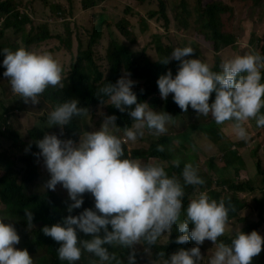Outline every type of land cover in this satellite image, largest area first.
I'll return each mask as SVG.
<instances>
[{
	"label": "clouds",
	"instance_id": "9594fccd",
	"mask_svg": "<svg viewBox=\"0 0 264 264\" xmlns=\"http://www.w3.org/2000/svg\"><path fill=\"white\" fill-rule=\"evenodd\" d=\"M194 51L191 46L176 47L162 59L161 64L175 60L179 66L175 76L168 70L156 80L152 93L158 101L156 105L145 97L141 86L134 87L136 82L130 79V73L97 90L98 102L106 103L109 114L113 108L127 117L123 138L113 134L112 129H120L115 123L117 117L110 114L104 117L99 130L85 131L78 142L67 136L60 139L55 133H45L35 141L39 152L34 155L43 158L49 174L43 187L55 191L59 184L71 202L67 206L69 215L41 229L59 244L58 259L75 264L82 252H88L98 257L101 264H124L109 253L105 247L108 245L129 249L127 264H136L134 246L147 245L148 248L142 246L150 251L161 236L171 235L173 226L178 233L175 243L183 245L191 239L197 246L177 250L163 264H198L203 258L199 245L205 240L215 245L208 264H252L261 253L264 238L255 230H237L230 243L218 240L225 235L228 221L232 220L229 211L234 208L224 200L210 199L206 192L188 202L181 221L185 186L205 183L192 164H185L182 184L181 178L168 175L166 165L130 159L128 152L129 158H124L125 143H134L148 134L164 136L166 126L189 107L198 116H210L217 125L231 122V129L240 140L249 139L244 126L249 120L255 119L257 127H264V56L249 52L222 59L217 72L199 58H188ZM0 53L4 57L3 76L25 104H39L49 87H65L63 67L50 52L19 47L4 48ZM78 103L77 99H68L56 105L48 114V127L58 126L62 136L73 117L88 113ZM157 150L163 151V147L158 145ZM172 166L178 167L179 161H172ZM74 209L80 213L71 215ZM24 215L28 226H32L31 210L25 209ZM4 221L0 218V264H33L26 249L15 247L20 237L13 224ZM78 233L90 239H80ZM159 255L165 256L163 252Z\"/></svg>",
	"mask_w": 264,
	"mask_h": 264
},
{
	"label": "rangeland",
	"instance_id": "374dc122",
	"mask_svg": "<svg viewBox=\"0 0 264 264\" xmlns=\"http://www.w3.org/2000/svg\"><path fill=\"white\" fill-rule=\"evenodd\" d=\"M84 1L1 0L8 3L11 27L3 28L8 16L0 13V50L24 47L33 51H48L62 65L65 77L63 83L68 84L72 65L78 58L85 62H94L97 68L104 70L105 58L115 64L112 54L117 47L128 52L139 67H145L146 63L157 62V45L161 46L164 55H170L176 47L191 46L195 51L188 58H199L217 72L220 71L222 59L249 52L262 55L264 48V0H87L97 2L96 6L89 9H84ZM209 5L217 6L213 12L216 14L219 33L232 41L230 46L221 48L219 52L215 51L213 42L208 39L212 32L208 34L205 27L210 24L209 18H204L203 10ZM119 27L124 28L129 36L124 38L118 30ZM45 31L49 32L51 38L40 42L37 40L32 45L25 43L30 36L39 39V34ZM3 58L0 53V107L11 106L18 110L10 119L9 130L18 133L23 140L34 143L42 139L45 133H55L58 138L66 139V130L61 136L58 126L47 125L48 114L56 106L54 103L40 97L37 105L25 104L12 92L9 81L1 73L5 70L2 66ZM121 67L122 70L116 74L122 76L125 72L123 66ZM89 69L90 65L83 64L82 74L89 76ZM263 72L264 69L261 70ZM132 80L136 82L135 85L142 84L140 80ZM107 115L110 114L106 103L95 102L89 106L85 116L73 117L72 121L75 120V124L80 126L79 136H82L85 131L99 130ZM211 123L210 116H198L189 107L187 112H181L166 126L167 132L163 135L169 138L168 143L161 144L164 138L162 136L148 134L134 143H125V147L130 159L166 165V172L174 167V160L179 161L182 170L185 164H192L205 183L196 186L189 200L196 198L201 192H206L210 199L224 200L226 205L232 203L237 209V217L228 221L225 235L221 236L231 238L237 230L242 231L251 223L259 221V203L264 195V127H257L255 119L249 120L244 125L249 139L240 140L233 133L231 122L216 126ZM34 129L38 130V134L29 136V132ZM112 132L117 137H124L121 130L112 129ZM154 143L163 147V158L148 156L157 149L155 146L148 151ZM2 149L0 144V152ZM37 150L38 153L39 149ZM12 154L16 155L15 152ZM35 157L36 170L30 171L26 166L18 165L15 174L17 184L26 194L50 191L43 187L49 179L43 158ZM7 166L10 167L6 163L1 165L2 173L6 172ZM173 171L175 174L178 172L176 167ZM233 184H242L246 190L234 192L230 188ZM55 192L59 197L68 198L67 191L59 184ZM214 195L219 198H214ZM91 198L94 202V198ZM2 209L0 206V210ZM0 218L6 219L5 223L14 224L20 221L19 216L13 217L6 213L1 214ZM180 219H184V214ZM17 233L20 242L15 247L26 249L33 264H40L30 251L31 241L27 238L26 229ZM258 233H262V238L264 237V224ZM169 237L168 234L161 236L159 245L168 244ZM195 246L197 245L192 241L188 249ZM105 247L110 254L114 253L118 260L127 264L128 255H124L129 253V249L108 245ZM134 247L138 256L136 264H163L165 258L159 255V251H146L141 244ZM199 247L203 258L198 264H208L215 245L205 240ZM98 263L99 261L90 257L75 262ZM104 263L116 264V261Z\"/></svg>",
	"mask_w": 264,
	"mask_h": 264
},
{
	"label": "trees",
	"instance_id": "16d2710c",
	"mask_svg": "<svg viewBox=\"0 0 264 264\" xmlns=\"http://www.w3.org/2000/svg\"><path fill=\"white\" fill-rule=\"evenodd\" d=\"M99 2H103L106 0H98ZM147 1V0H140ZM97 5L96 1L88 2L85 0L83 2L84 9H89ZM217 9V6L209 5L203 11L204 18H209V24L205 25L209 33L212 32L208 39L213 42L214 49L216 52H219L221 48L228 47L232 44V41L229 38H224L218 31L217 28V18L216 14L213 12ZM0 13L7 15L8 17L3 23L4 29H9L11 27L10 23V10L7 2H1L0 0ZM18 15H16V18ZM213 31H211V29ZM124 38L128 37L129 34L125 32L124 28L119 27L118 29ZM51 38L48 31H45L43 34H39V39L36 36H30L26 39L27 45L34 44L37 40L43 41ZM126 40V39H125ZM156 52L158 53V60L155 64L146 63L145 67H139L135 61H133L125 50L117 47L116 52L112 54V58L114 60V65L107 58L105 61L107 62V71L101 70L97 68L94 62H85L84 60L78 58L72 65V72L68 80V84H64L65 87L46 89L45 92L41 95L43 99L47 102H52L55 105L65 102L68 99H77L79 101L78 106L84 108H89V106L95 102H98L99 99L95 95L97 90L104 86L106 83H109L111 80L115 79V77H120L117 75V72L123 70L125 73H130L131 79L140 80L142 82L141 86L144 90L145 97H149L151 104L156 105L158 103L157 99L152 95L153 86L156 83L158 77L168 70H171L173 76H175L179 62L175 60H171L167 65L161 64V61L164 57L168 55H164L161 46H156ZM262 56H264V48L262 49ZM87 63L90 65V75L85 76L82 74V66ZM3 72L5 70H2ZM1 72V73H3ZM262 74V83H264V74ZM98 83H100L98 85ZM138 85H134L137 87ZM264 108H262L263 110ZM17 108L11 106H2L0 107V139L3 137L10 138L12 141V150L8 153L7 151L0 152V206H2V210H0V215L3 213L9 214L11 216H19L20 221L13 224L16 231L18 232L21 229H26L27 238L31 241V252L33 255L40 261V264H68L67 261L58 259L57 248L59 244L55 242L52 238L45 236L41 229L44 226H51L52 224L61 222V220L66 217L65 211L67 208L68 199L60 198L55 192L47 191L41 194H26L23 192L22 188L17 184L16 180V171L18 165H24L30 171L36 170V157L35 153H37V147L34 142H28L23 140L18 133H14L9 130V122L10 119L17 112ZM181 112V109L178 110ZM110 114L115 115L117 120L115 121L117 127L120 130L124 131L125 128L128 127L127 117L124 113L120 111L116 112L113 108L110 109ZM82 117V116H78ZM74 121V122H73ZM71 121L67 126H65L66 130L65 135H67V139H72L74 142L79 141L80 135V126L75 124V120ZM212 125V124H211ZM38 134V130L34 129L29 132V136L34 137ZM163 142L161 144L168 143L170 140L166 136H162ZM157 144H152L149 147V150H153ZM124 147V158H129L127 151ZM27 149V150H26ZM147 151V152H148ZM13 152L16 153L13 156ZM147 152L145 155H147ZM163 153L161 151L153 150L148 154L150 157L154 158H163ZM8 164L6 172L2 173L1 165ZM174 167H172L171 171L167 172L169 176H176L177 178H181L182 167L178 166L176 169L178 172L175 174L173 171ZM181 183L183 184L182 178ZM231 190L234 192L245 191L246 187L242 184H233ZM196 186H185V196L183 198V209L181 211V216L184 214V209H186L188 202L190 201L191 195L195 192ZM216 199H218V195H214ZM236 202V201H235ZM232 208L233 204L231 203ZM29 209L33 213L32 226H28V223L25 219L24 210ZM264 198L259 203V221L257 223H252L248 225L243 232L250 233L251 231H259L261 226L264 224ZM71 215H75V210L71 213ZM237 217V209L234 208V211H229V219H234ZM40 226V228H39ZM191 228V225H190ZM178 233L176 232L175 226H173L172 233L170 235V242L165 245H159L158 239L156 245L151 246V251H159L163 252L165 259L168 258L172 253L177 250L184 248L188 249L192 240L190 239L187 244H177L175 243V239ZM80 239H90L89 236H86L83 233H78ZM264 238V237H263ZM219 241H223L225 243H230V238L219 237ZM143 245V244H142ZM145 248H148L147 245H143ZM40 249V250H39ZM158 254V253H157ZM128 255V252L124 255V257ZM86 257H90L92 259H96L99 261L98 264H101L98 257L88 253L82 252L80 260H85ZM138 256H136V259ZM106 264V263H104ZM126 264V263H125ZM252 264H264V245L262 246L261 253L253 258Z\"/></svg>",
	"mask_w": 264,
	"mask_h": 264
},
{
	"label": "crops",
	"instance_id": "0c3cea01",
	"mask_svg": "<svg viewBox=\"0 0 264 264\" xmlns=\"http://www.w3.org/2000/svg\"><path fill=\"white\" fill-rule=\"evenodd\" d=\"M106 62V61H105ZM105 71H107V62H106V67L104 69ZM264 74V72H263ZM217 124L215 123L214 120H212V126H216ZM64 130V129H63ZM0 144L1 146H3V149L1 150V152H4V151H7L8 153L12 150V141L10 138H6V137H3L0 139ZM51 191V190H50ZM52 192H55V191H52ZM56 193V192H55ZM57 194V193H56ZM58 195V194H57ZM59 196V195H58ZM62 198V197H60ZM66 198V197H65ZM68 199V198H66ZM71 202L69 201L68 199V203L66 206H68ZM75 210V215H78L80 212L78 209H74ZM69 215V213L67 212V208H66V211H65V215L64 216H67Z\"/></svg>",
	"mask_w": 264,
	"mask_h": 264
},
{
	"label": "bare ground",
	"instance_id": "6f19581e",
	"mask_svg": "<svg viewBox=\"0 0 264 264\" xmlns=\"http://www.w3.org/2000/svg\"><path fill=\"white\" fill-rule=\"evenodd\" d=\"M261 236L263 235L262 233H259Z\"/></svg>",
	"mask_w": 264,
	"mask_h": 264
}]
</instances>
